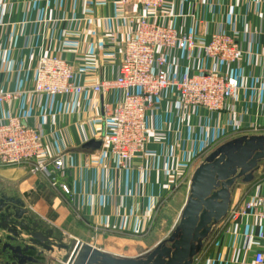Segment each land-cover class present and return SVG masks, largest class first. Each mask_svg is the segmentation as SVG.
I'll use <instances>...</instances> for the list:
<instances>
[{
    "label": "crops",
    "instance_id": "crops-1",
    "mask_svg": "<svg viewBox=\"0 0 264 264\" xmlns=\"http://www.w3.org/2000/svg\"><path fill=\"white\" fill-rule=\"evenodd\" d=\"M143 13L138 0H0V96H8L0 103V121L19 116L43 134L46 149L64 165V175L54 173L60 182L54 188L45 176L31 174L29 165L0 164V194L21 199L33 221L54 237L126 257L147 252L170 233L186 201L197 158L228 135L264 130V0H167L162 22L179 33L194 34L198 45L172 55L170 73L221 71L237 79L239 89L219 113L186 108L170 92L163 94L147 120L144 156L130 167L119 166L102 148L84 150L86 143L102 141L103 107L119 102L122 93L35 95L38 61L42 56L66 59L78 84L114 79L133 32L129 18ZM213 33L232 36L243 59L212 62L201 46ZM258 180L255 188L239 185L231 207L258 188L264 192V175ZM182 193L171 227L139 253L170 197L180 199ZM251 232H260L253 217L234 225L225 220L195 264H254L258 246L246 240ZM60 255L46 254L42 264L50 258L63 264Z\"/></svg>",
    "mask_w": 264,
    "mask_h": 264
},
{
    "label": "built area",
    "instance_id": "built-area-1",
    "mask_svg": "<svg viewBox=\"0 0 264 264\" xmlns=\"http://www.w3.org/2000/svg\"><path fill=\"white\" fill-rule=\"evenodd\" d=\"M138 3L144 13L129 18L133 32L123 46V59L116 78L95 84H78L72 63L59 56H42L35 70L32 90L35 95L53 97L88 90L94 93L120 91L119 102L103 107L106 130L102 150L121 167H130L134 161L143 158L149 137L147 120L157 100L166 92L186 108L219 113L239 89L237 79L221 71L172 75L170 58L177 52L195 50L198 47L196 36L189 32L179 33L175 27L162 22L161 12L167 0H138ZM201 47L214 63L230 64L243 59L237 42L226 33L211 34L209 41ZM7 98L0 96V103ZM45 145L43 134L25 125L19 116L0 121V164L7 167L29 165L31 174L45 176L55 188L60 182L54 173L64 175V165L61 157L52 156ZM61 188L65 194L70 193L66 185L61 184ZM247 217H253L260 224L257 236L251 232L246 237L258 246L253 253V263L264 264V192L259 188L240 205L231 207L226 222L234 225Z\"/></svg>",
    "mask_w": 264,
    "mask_h": 264
},
{
    "label": "water",
    "instance_id": "water-1",
    "mask_svg": "<svg viewBox=\"0 0 264 264\" xmlns=\"http://www.w3.org/2000/svg\"><path fill=\"white\" fill-rule=\"evenodd\" d=\"M102 141L84 150L98 151ZM264 175V135H242L217 147L194 168L186 201L170 233L135 257L110 254L89 244H67L33 221L21 199L0 194V264H42L46 254L63 264H195L227 219L239 185ZM55 257V258H56Z\"/></svg>",
    "mask_w": 264,
    "mask_h": 264
},
{
    "label": "rangeland",
    "instance_id": "rangeland-1",
    "mask_svg": "<svg viewBox=\"0 0 264 264\" xmlns=\"http://www.w3.org/2000/svg\"><path fill=\"white\" fill-rule=\"evenodd\" d=\"M219 34H224V33H219ZM260 134L264 135V130L263 131H261V130H251V131H247V132L234 134V135L229 136L227 138H223V139L219 140L216 145L212 146L208 151H206L202 159H204L207 155H209L211 152H213L217 147H219L220 145L224 144L225 142L230 141L233 138H236V137H239V136H242V135H260ZM201 160H199V161H197L195 163L194 168L196 167V165ZM258 184H259V180L257 178L252 183V185H254L253 187L255 188ZM239 187H241V185ZM244 187H245V185H244ZM246 188H248V187L246 186ZM183 196H184V193H182L181 196L179 195L180 199H175L174 196L170 197V200H169V203H168L169 205H166L165 208L162 209V211L158 214V216L155 219L154 226H153V232L150 234V236L147 239L144 240V245L139 246V249H138L139 253H141L142 251L148 249L154 243H156L163 236V232L162 231L164 229H169V227H171L172 220H174V217H175L177 211H179L180 206L183 203V198H184ZM174 206H175V209H174ZM165 215L167 216V219L163 220L161 217H163ZM63 240L67 244H70V239L67 240V238H64ZM61 254H62L61 257L65 256L64 252H61ZM55 257H56V255H55ZM48 264H56V263H54V261H52L51 258H50L48 260Z\"/></svg>",
    "mask_w": 264,
    "mask_h": 264
}]
</instances>
